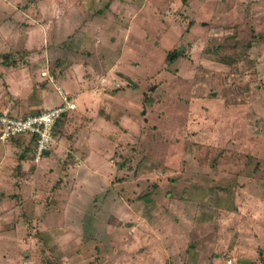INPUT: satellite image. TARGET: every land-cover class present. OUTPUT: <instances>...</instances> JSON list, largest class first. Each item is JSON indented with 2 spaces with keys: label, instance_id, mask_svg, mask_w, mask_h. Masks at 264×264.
<instances>
[{
  "label": "rangeland",
  "instance_id": "374dc122",
  "mask_svg": "<svg viewBox=\"0 0 264 264\" xmlns=\"http://www.w3.org/2000/svg\"><path fill=\"white\" fill-rule=\"evenodd\" d=\"M141 2L108 36L138 76L87 72L45 160L14 157L0 264H264V0ZM73 42L46 85L81 71Z\"/></svg>",
  "mask_w": 264,
  "mask_h": 264
},
{
  "label": "crops",
  "instance_id": "0c3cea01",
  "mask_svg": "<svg viewBox=\"0 0 264 264\" xmlns=\"http://www.w3.org/2000/svg\"><path fill=\"white\" fill-rule=\"evenodd\" d=\"M141 1L145 2V0L138 1L140 7L138 3L136 4L138 6H135V0H0V80L4 81L0 91V111L18 117L32 113L39 114L62 106L65 96L76 103L77 98H74L73 94L78 95V99L82 98L80 101L92 103L91 92L83 91L84 74L93 71L94 82L90 78L89 83L100 82L97 78L101 76L104 78L108 71L111 72L110 69L114 65L121 72L115 78L128 82L129 79L137 77L138 75H129L127 67L122 65L123 58L129 56V51L132 49H129L127 45L120 48L122 41H119L114 53L113 44L109 43L108 36L114 32L115 28L116 34L119 35L129 24L128 20H132L129 15L133 13L138 15L141 9H145ZM128 7L132 8L129 14L126 11ZM117 17L125 21L120 28L117 27L118 24L113 23ZM8 40H11L12 46L16 45L15 48L10 47ZM72 41L78 52L86 53L81 56L84 58L80 59L81 63L79 61L81 71L79 74L71 70L69 73L67 71L66 74L70 80L64 83L58 81L57 87L46 85L50 77L43 76V73H48L47 69L50 70L51 60L66 56L68 50L66 44ZM13 51L26 54L27 67L17 69L16 65L5 66L6 58ZM133 52L130 54L131 59L128 63L137 59L134 58L137 50ZM118 53L123 54L122 57L120 55L119 57ZM41 66L46 69H39ZM17 70L19 71L15 72ZM41 72H43L42 75ZM74 110L67 116L74 113L76 111ZM107 130L104 128V133ZM102 139L101 135L99 142ZM30 141H32L30 137H21L9 142L0 140V212L4 211L8 201V188L17 181L15 171L11 172L10 165H14V157L18 153L21 160L16 162L15 167L18 169L22 167V171L26 170V158L34 151V144L33 142L29 144ZM55 143L44 153L42 160H45L48 155L45 154L48 151H52ZM100 146H103L102 143ZM30 149L33 151L29 154ZM11 195L10 197L13 198L14 195ZM16 207L18 208V205L13 207V210ZM8 212L7 210L6 213ZM4 235L5 233L0 234V239L4 238ZM215 242H219L216 236ZM218 247L219 243H215L214 248Z\"/></svg>",
  "mask_w": 264,
  "mask_h": 264
},
{
  "label": "built area",
  "instance_id": "2783aa9c",
  "mask_svg": "<svg viewBox=\"0 0 264 264\" xmlns=\"http://www.w3.org/2000/svg\"><path fill=\"white\" fill-rule=\"evenodd\" d=\"M45 75V74H44ZM66 99V100H65ZM62 106L23 117L0 111V140L9 142L18 137H30L34 144V159L42 160L44 153L55 143L56 125L67 112L73 110L72 99L64 98Z\"/></svg>",
  "mask_w": 264,
  "mask_h": 264
},
{
  "label": "trees",
  "instance_id": "16d2710c",
  "mask_svg": "<svg viewBox=\"0 0 264 264\" xmlns=\"http://www.w3.org/2000/svg\"><path fill=\"white\" fill-rule=\"evenodd\" d=\"M171 61V60H170ZM44 112V111H43ZM41 113V112H40ZM61 121V120H60ZM60 121L57 123V125H56V127L58 128V125L60 124ZM57 130V129H56ZM14 140H16V139H14ZM32 143V142H31ZM31 143H29V144H31ZM49 153V151L45 154V155H47Z\"/></svg>",
  "mask_w": 264,
  "mask_h": 264
},
{
  "label": "water",
  "instance_id": "95a60500",
  "mask_svg": "<svg viewBox=\"0 0 264 264\" xmlns=\"http://www.w3.org/2000/svg\"><path fill=\"white\" fill-rule=\"evenodd\" d=\"M170 60H172V57L170 58Z\"/></svg>",
  "mask_w": 264,
  "mask_h": 264
}]
</instances>
